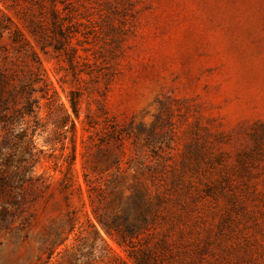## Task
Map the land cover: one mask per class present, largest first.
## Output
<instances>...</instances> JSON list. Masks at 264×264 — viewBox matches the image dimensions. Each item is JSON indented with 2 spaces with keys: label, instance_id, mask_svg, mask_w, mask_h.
I'll return each instance as SVG.
<instances>
[{
  "label": "rangeland",
  "instance_id": "obj_1",
  "mask_svg": "<svg viewBox=\"0 0 264 264\" xmlns=\"http://www.w3.org/2000/svg\"><path fill=\"white\" fill-rule=\"evenodd\" d=\"M5 138L0 264H264V0H0Z\"/></svg>",
  "mask_w": 264,
  "mask_h": 264
},
{
  "label": "trees",
  "instance_id": "obj_2",
  "mask_svg": "<svg viewBox=\"0 0 264 264\" xmlns=\"http://www.w3.org/2000/svg\"><path fill=\"white\" fill-rule=\"evenodd\" d=\"M54 8L55 9H53V11H55V14H56L58 12V9L56 6H54ZM29 21L31 23L30 26H35V27H39V28L43 22L42 20H39V19H29ZM15 40H17V39H15ZM46 46L47 45H45V43H42L41 49L45 50ZM72 108H73V111L76 113V111H77L76 103L72 104ZM7 146H9V139L5 138L0 142V167L6 168V166H7L8 168H10L11 163L13 162L14 158H13V155H11L10 153H7V154L5 153V151L8 148Z\"/></svg>",
  "mask_w": 264,
  "mask_h": 264
}]
</instances>
